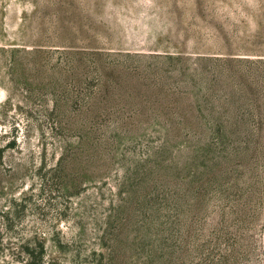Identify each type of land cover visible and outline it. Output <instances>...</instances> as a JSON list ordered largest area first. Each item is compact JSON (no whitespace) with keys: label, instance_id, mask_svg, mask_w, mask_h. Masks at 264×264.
I'll return each instance as SVG.
<instances>
[{"label":"rangeland","instance_id":"obj_1","mask_svg":"<svg viewBox=\"0 0 264 264\" xmlns=\"http://www.w3.org/2000/svg\"><path fill=\"white\" fill-rule=\"evenodd\" d=\"M0 264H264V0H0Z\"/></svg>","mask_w":264,"mask_h":264}]
</instances>
